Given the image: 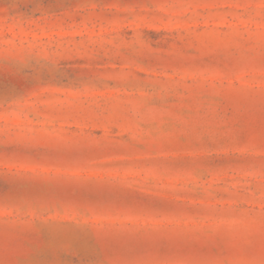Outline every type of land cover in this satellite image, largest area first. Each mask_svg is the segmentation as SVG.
<instances>
[{
  "label": "rangeland",
  "instance_id": "obj_1",
  "mask_svg": "<svg viewBox=\"0 0 264 264\" xmlns=\"http://www.w3.org/2000/svg\"><path fill=\"white\" fill-rule=\"evenodd\" d=\"M0 264H264V0H0Z\"/></svg>",
  "mask_w": 264,
  "mask_h": 264
}]
</instances>
